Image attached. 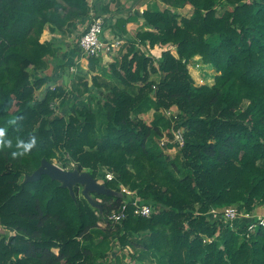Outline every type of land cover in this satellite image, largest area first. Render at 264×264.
Listing matches in <instances>:
<instances>
[{
  "label": "trees",
  "instance_id": "trees-1",
  "mask_svg": "<svg viewBox=\"0 0 264 264\" xmlns=\"http://www.w3.org/2000/svg\"><path fill=\"white\" fill-rule=\"evenodd\" d=\"M158 1L163 9L106 19L111 40L140 18L144 26L108 69L89 58L66 89L41 75L59 56L55 39L41 38L46 29L75 34L90 19L89 0H0V264H122L108 247L143 264H264V227L249 231L258 217L224 219L235 206L264 212V0ZM112 4L122 7L106 0L103 12ZM187 4L191 16H181ZM196 60L200 83L189 69ZM71 99V113L59 115ZM173 107L169 118L158 115ZM152 110L148 124L141 115ZM166 128L183 132V146L168 134L173 157L155 142ZM43 159L97 181L106 169L115 178L104 184L118 195H91L101 213L80 186L73 198L49 176L26 182ZM123 187L151 217L134 214ZM127 204L126 219L110 222Z\"/></svg>",
  "mask_w": 264,
  "mask_h": 264
},
{
  "label": "rangeland",
  "instance_id": "rangeland-1",
  "mask_svg": "<svg viewBox=\"0 0 264 264\" xmlns=\"http://www.w3.org/2000/svg\"><path fill=\"white\" fill-rule=\"evenodd\" d=\"M89 5H90V8H91L90 19L88 20V23L85 26L79 27V30L75 34H73V35H68V34L64 35V34L59 33V32L58 33L57 32L53 33L51 30L46 29L44 34H43V36H42V38H41V41H43V42L51 41V40L55 39L54 47L58 50V55L59 56L50 58L51 63H49L48 68L46 70H43V72H41V75L47 76L49 78H52V81H53L52 82V85H53L52 88H55V87H64L66 89L69 88L71 86L72 82H74L76 80L77 76H84L85 72L88 70L89 60L87 58H80L78 54L74 55L73 52H75V48L78 45V40H79L80 34L85 30V28L87 29V27H88L87 25L90 24L91 18L95 17V16H100V17L103 18V16H104V15H101V13H99L97 11L94 12V7H93L94 3L90 2V0H89ZM123 5L126 7V9L129 8V4H128V2L126 0L123 2ZM148 6L152 7L153 10H154L156 8L163 9L164 5H163V3L161 1L152 0L151 3H149ZM191 10H192L191 9V5L187 4L183 8L177 9V12L181 16L190 17L191 16ZM104 22H105V20H104ZM138 22H140V23H138L139 24L138 27L131 26L130 29H128V27H127L128 31H130V34H131V35H128V37L133 39V40L136 38V34H137L138 30L142 26H144V20L142 18H140ZM80 38H81V36H80ZM122 46L125 47V43ZM136 46L141 51L145 50L144 47L141 44H139V43H137ZM123 47H120L119 50H114L111 54L108 55V57L107 56L99 57L100 58L101 67H104V68L108 69L111 63L115 62L117 59H119L121 57V54L123 53L122 52V48ZM151 51L153 52V53L152 52L151 53L155 57H160L161 53H160L158 48L157 49H151ZM173 52L175 53V51H173ZM197 60H199V59H197ZM197 60L192 62V66L189 69H190L191 73L193 74V76L195 77V79L197 80V82L200 83L201 79H202V70L205 67L200 63V61H197ZM200 70H201V72H200ZM99 72H100V69L97 68L96 73H99ZM207 72H209V71L207 70ZM92 74L93 73L89 74V76H88V80L89 81L91 80ZM159 77L160 76L158 74H156V75H152L151 78L152 79H158ZM45 88H46V86L42 87L37 92V96H40L45 91ZM74 101H75V99H71L67 103V105L63 109H60L57 113L59 115H61V116H68L69 113H71V111H72V104H73ZM59 102H60V100H57L56 104H58ZM173 112H176V107H173L168 112H167V110H161V112H159L158 115H161L162 117L165 116L166 118H169L168 115L172 114ZM155 116H156V112H154L152 110L149 113L142 114L141 118L146 123L151 124L154 121ZM163 131H164V134H165L164 136L165 137L156 139L155 142H156V144L158 145V147L160 149H162L166 154H170V156L173 157V156H175V154L177 152L176 145L173 148H165V145L167 143H170V140H171V139L169 140L168 134H172L173 135L174 131L170 130L168 128L163 129ZM164 143H165V145H164ZM54 163L62 168V164L61 163H58L56 160L54 161ZM73 166H74L73 163L69 164V168H71ZM69 168L65 169V170H70ZM109 175H112L113 178H115L113 173L108 172V170H106V169H102V170L100 169L99 176H98V182L101 183V184H104L105 180L107 179V177ZM124 190L129 192V193H124L127 196V201L128 202H132V201H136V200L141 201L140 197L135 192H132L129 189L123 187L122 191H124ZM98 201H100V200H98ZM234 208H237V207L235 206ZM242 214H244V213H242ZM262 215H264V212L262 210H260V209H257L252 214V216H262ZM241 218H243V217H240V219H238V221L241 220ZM235 224H236V222H235ZM100 226L105 227L106 225L101 222ZM0 232H1V230H0ZM115 246H117L116 243L112 246L113 250H114ZM106 252H108L110 257H112L113 259L114 258H121L122 259L121 260L122 264H143V262H141V261H139L137 259L136 260H132L131 258H129L128 255H127L128 254V250L127 249L125 251L124 250H120V251H117L116 253H114L113 251H111V247H108V248H106ZM149 261H148V264H151V262H149ZM153 264H155V262Z\"/></svg>",
  "mask_w": 264,
  "mask_h": 264
},
{
  "label": "built area",
  "instance_id": "built-area-1",
  "mask_svg": "<svg viewBox=\"0 0 264 264\" xmlns=\"http://www.w3.org/2000/svg\"><path fill=\"white\" fill-rule=\"evenodd\" d=\"M104 18L100 16H95L91 18V22L87 28V31L78 41V45L80 48V52L82 57L81 58H99L102 56H108L114 50H119L122 44L119 40H108L104 36ZM174 142L179 144V146H183V132L182 131H174ZM165 145V143H164ZM113 176L109 175L107 180H112ZM123 193H129L127 191H123ZM130 204V203H128ZM127 205L123 206V208L119 212L112 213L108 219L112 223H120L124 219H126L127 214ZM132 204L135 207L134 214L138 217L149 218L153 213V208L151 206L143 204L141 201H132ZM216 212L213 211V214ZM240 217L243 218H256L258 217V222H253L250 227L249 231H254L257 226L264 227V215L262 216H250L247 214H242L237 208L230 207L225 210L224 212V219L229 221L230 223H235Z\"/></svg>",
  "mask_w": 264,
  "mask_h": 264
},
{
  "label": "water",
  "instance_id": "water-1",
  "mask_svg": "<svg viewBox=\"0 0 264 264\" xmlns=\"http://www.w3.org/2000/svg\"><path fill=\"white\" fill-rule=\"evenodd\" d=\"M145 0H133L128 8L131 11L132 8L139 6L140 3ZM49 176L51 180L58 181L62 188H66L70 191V194L75 198L74 188L80 186L83 188V196L89 201V203L100 210L102 213L103 207L100 202L94 199L91 195L98 194L104 196H117L118 193L107 188L105 184L99 183L94 179L88 172L80 173L77 169L65 170L55 163H51L46 159L42 160L41 166L31 175L26 176V182H36L39 181L42 176Z\"/></svg>",
  "mask_w": 264,
  "mask_h": 264
},
{
  "label": "crops",
  "instance_id": "crops-1",
  "mask_svg": "<svg viewBox=\"0 0 264 264\" xmlns=\"http://www.w3.org/2000/svg\"><path fill=\"white\" fill-rule=\"evenodd\" d=\"M106 0H90V2H93L94 3V5H93V7H94V12H99V13H101V15H104L103 16V18H104V20H109L108 22L109 23H111V24H114L115 22H116V20H117V18H119V17H121V16H128L129 14H130V11H128V9H126V7L123 5V2L125 1V0H121V3H122V7H121V9H119V10H117V8L115 7V5L114 4H112L111 6H110V8H111V12L110 13H104L103 12V9H102V7H103V4H104V2H105ZM127 2H128V4H129V7H130V4H131V2L133 1V0H126ZM151 1L152 0H145V1H143L142 3H140V10H142V9H145L148 5H149V3H151ZM138 7L139 6H136V7H134V8H132V10H131V12H134V11H136V10H138ZM134 10V11H133ZM111 18H113V19H111ZM106 22V21H105ZM138 23H140V22H137V23H131V24H129L128 25V29H130V27L131 26H136V27H138L139 26V24ZM106 24V23H105ZM108 24V23H107ZM141 27V26H140ZM139 27V28H140ZM128 35H131L130 34V31H128ZM128 35L127 36H123L122 38H120V37H118V36H116V39L115 40H119V41H121L122 42V44H121V46L120 47H123L122 45H124V43H126L127 42V40H128ZM114 32H113V29H109L108 31H106V33H105V37L107 38V39H109V40H111V39H113L114 38ZM131 39V38H130ZM74 53V55H75V52H73ZM108 57V56H107Z\"/></svg>",
  "mask_w": 264,
  "mask_h": 264
},
{
  "label": "clouds",
  "instance_id": "clouds-1",
  "mask_svg": "<svg viewBox=\"0 0 264 264\" xmlns=\"http://www.w3.org/2000/svg\"><path fill=\"white\" fill-rule=\"evenodd\" d=\"M36 143V139L35 137L31 138L30 141L26 142V143H22V147L24 151H28L30 150ZM18 153L14 152L13 155H17Z\"/></svg>",
  "mask_w": 264,
  "mask_h": 264
}]
</instances>
